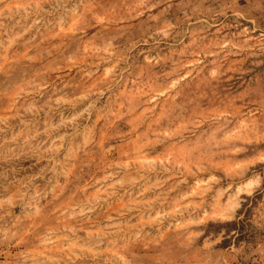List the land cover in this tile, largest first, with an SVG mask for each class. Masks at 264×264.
<instances>
[{
  "label": "rangeland",
  "instance_id": "rangeland-1",
  "mask_svg": "<svg viewBox=\"0 0 264 264\" xmlns=\"http://www.w3.org/2000/svg\"><path fill=\"white\" fill-rule=\"evenodd\" d=\"M0 264H264V0H0Z\"/></svg>",
  "mask_w": 264,
  "mask_h": 264
}]
</instances>
